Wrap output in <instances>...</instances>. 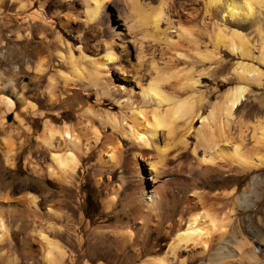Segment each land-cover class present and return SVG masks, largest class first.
Wrapping results in <instances>:
<instances>
[{
  "label": "rangeland",
  "instance_id": "374dc122",
  "mask_svg": "<svg viewBox=\"0 0 264 264\" xmlns=\"http://www.w3.org/2000/svg\"><path fill=\"white\" fill-rule=\"evenodd\" d=\"M158 1L144 0V3L154 8ZM82 2L0 0V96L13 101L8 112L4 111L3 105L0 106V203L19 211L3 215L10 241L3 248H6V256L16 259L13 264H46L48 247L38 236V231H42L47 240H57L67 250L62 264H142L150 258L165 255L170 264H180L192 253L183 251L179 256H171L168 250L177 235L187 230L194 210L185 209L184 201L193 190L211 196L220 195V206L211 208L205 204L203 209L213 215L216 213L218 217H228L226 231L229 233L235 228L236 240L241 241L246 234L244 230L249 227L256 229L261 239L263 236V241L264 216L253 212L264 200V183L254 186L251 198L248 193H243L252 178L264 180V171L261 175L257 170H248L226 156L225 170L215 173L198 169L190 189L180 181L170 180L169 174L178 172V163L186 170L196 143L194 130L199 128L201 118L208 114L212 105L221 103L231 89L245 88L241 103L233 111L235 126L231 125V128L234 140H237L238 129L243 130V121L256 120L255 116H249L248 110L253 107L254 112H260L264 117V6L253 5V14L249 17L239 14L231 17L226 12L225 2L205 8V0H173L171 24L160 20L152 37L146 36L141 47L136 42L131 43L126 55L115 47L116 64H122L132 75L138 71L143 76V84L155 75L156 68L166 78L162 86L168 92L178 91L173 93L174 96L191 98L195 105L200 106L201 116L193 122L185 149L181 144L174 146L185 153L177 160L169 159L170 168L166 170L168 182L163 190L169 208L163 210L164 216L158 222L146 220L144 226L134 218L126 202L129 195L142 187V183L149 184L147 168H144L147 163L139 158L143 179L135 178L130 165V153L135 150L131 140L120 129H113L104 120L95 119L94 126L99 131L95 144L91 130L85 127L89 125L88 115L82 114L86 108L99 117L109 112L118 121L125 118L127 127L131 125L138 130L143 127L137 124L139 120H132L130 109L122 107L113 96H108L103 76H96L91 61L102 58L79 56L81 51L90 55L108 40V20L110 17L114 20L122 18L124 5L120 0H108L106 11L87 22ZM128 19L131 21V17ZM142 28L146 30V26ZM149 28L147 30L152 31ZM141 29H136L132 23L131 35L138 37ZM25 33L27 35L23 37ZM217 35H220L219 41ZM236 35L242 37L249 56L241 57L239 52L228 47L231 43L239 45ZM69 50L76 58L70 60ZM239 63L260 70V86L240 79L236 69ZM38 65H41V73L37 70ZM110 72L121 76L114 68ZM193 78L199 79L194 88L188 86ZM168 84L175 89L168 88ZM160 106L153 102L143 108L147 112ZM178 122L175 143L185 132L182 121ZM45 123L58 127L77 125L76 128L82 129L80 136L87 148L79 152V166L69 184L55 180L48 172L50 155L39 147ZM250 129L249 125L245 145L241 144L242 151L243 148L251 151L254 146L249 137ZM166 143L165 131L160 130L155 144L163 147ZM2 196L4 199L7 196L6 200ZM32 196L37 198L33 206L28 204ZM108 199L112 200L111 204H107ZM236 202L241 203H237L241 205L239 208ZM57 203L62 212L61 220H54L50 212ZM55 221L60 227L58 232L51 229ZM169 224L173 229L166 233ZM206 225L204 221L194 227L201 240L207 237ZM117 230L122 234L116 233ZM216 234L213 231V237L216 238ZM214 241L221 244L220 239ZM250 243L242 246L256 253V244ZM208 257L205 254L185 264H209ZM261 257V254H254V264H264Z\"/></svg>",
  "mask_w": 264,
  "mask_h": 264
},
{
  "label": "bare ground",
  "instance_id": "6f19581e",
  "mask_svg": "<svg viewBox=\"0 0 264 264\" xmlns=\"http://www.w3.org/2000/svg\"><path fill=\"white\" fill-rule=\"evenodd\" d=\"M107 1L108 0H83L82 3L85 9L84 13L86 15L87 22L90 20L93 21L99 14L101 15L106 11ZM120 1L124 5L125 12L122 18L117 17L116 20L112 19L111 17L109 18L108 32L110 35L108 40L101 47L97 48L95 51H92L90 55L82 52L79 49V51H81L79 56H81V58H99L98 56L102 58L100 60L91 61L96 76H103V85L105 86L104 89L106 90L108 96H113L116 102L121 104L122 107L130 109L131 115L133 117L132 120H139L137 124H142L143 127L141 130L136 129L131 125L127 127L126 125H128V123H124V121H126L125 118L118 121L115 116L109 114V112H106L104 117H99L97 114L86 108L84 111H82V114L84 113L88 115L87 123H89V125L87 126L89 127L85 126L87 123L84 126L91 130L90 134L93 135V141L95 144L99 138V131L95 128L93 122L95 119L104 120L106 123L110 124L113 129H120L121 132L131 140L130 143L135 148V150L130 153V165L132 168V174L135 176V178L143 179V172L141 171L142 163L139 161V158L144 159L147 163L145 164L147 167L144 168H147L149 184L142 183V187L138 191H134L132 194L130 193L131 195H129V199L127 198L128 200L126 202V205L132 215H134V218L138 219L140 222H142V225H144L146 220L158 222L162 216H164L163 214L165 212L163 213V210L166 211L167 208H169V205L163 196V190L165 189V186L168 182V179H166L168 177L166 170L170 168L169 159L177 160L176 158H178L179 155H183L185 153L179 152L180 150L175 148L177 146L176 144H181L183 149H185L187 143L186 139L190 135L193 122L195 118L201 116V113L199 109L200 106L197 104L195 105L191 98L182 99L177 95L174 96L173 93L178 92L175 90L172 93L168 92L167 88L162 86V82L165 81L166 78H163L162 72H159L156 68L154 69L155 75L148 83L143 84V76H141L137 70H135L137 71L136 74L132 75L131 72H129L131 74L128 73V70H126L127 68L122 66V64H116L118 56L114 50L115 47L118 48L121 54L126 55L131 43L136 42L138 46L141 47L146 36L150 38L152 37L154 32H156L159 28L158 25L160 20L163 19V21L169 24L173 22L170 13L174 7L173 0H159L158 5L154 8L147 7L148 4H145L144 0ZM224 2L226 12L231 17L238 14L249 17L253 14V5H258L261 8L264 6V0H205V8H209L210 6L216 4L222 5ZM144 4L146 6L145 8ZM128 16L131 17V21H129ZM129 22L131 24H129ZM132 23L135 24L136 29L137 27L141 29V26H146V30H143L142 28L140 30L141 32L139 31L140 35H138V37L134 36V34H132V36L131 32H133V30L130 31V29H132ZM147 26L150 27L151 29H149L152 31H148ZM26 35L27 33L23 34L22 36L26 37ZM219 37L220 35H217V41H219ZM236 38L239 41V45L236 46L230 42L231 44H228V47L233 52H239L241 57L248 55L249 53L247 51V47L243 44L242 37L240 35H236ZM68 55L70 60L71 58H76L71 50H69ZM139 57V59H141V55ZM113 68L118 70L121 76H115L116 73L113 75L110 72V70ZM236 69L239 70L237 71L238 76H240V79L245 81V83H254L258 86L261 85L262 76L258 68L253 66L245 67V65L239 63ZM37 70L40 73L42 72L41 65L37 66ZM198 82V78H193L191 79L188 86L194 88ZM168 85V88L175 89V86L173 88L172 84ZM244 92L245 88L243 86H238L235 87V89H231L225 94L221 103H214L208 114L201 118L199 128L194 130L196 143L192 151V161L188 163L186 170H184L181 163L177 162L179 168L178 172L176 173L174 171L173 173L175 174H169L171 175L169 178L170 180L178 182L180 181L182 185H185L188 188L192 187V184L195 181L194 174L196 171H198V169L212 171L215 173L225 170L227 165L224 158L226 156H229L232 162L242 165L243 168L248 170H257L261 175L263 174L264 117H262L260 112H254L253 107L252 109L248 110L249 116H255L256 120H254V122L243 121V130L238 129V132L236 131L237 140L233 139V135H235L232 132L233 127L231 128V125L235 124V120L233 119V111L241 103ZM153 102L156 104V106H160V104L164 105L163 107L160 106V109L158 107H153L145 112V107L143 108V106H147ZM1 105L4 106V111L8 112L13 106V101L7 96L1 95L0 106ZM146 113L149 114L148 117ZM180 120L182 121L185 132L180 136V138L178 137V143H175L174 136L176 131H179L177 122ZM78 125H80V123ZM249 125L251 127V134L249 137L253 141L254 146H252L251 151H246L244 148L242 151L241 144L245 145ZM76 126L65 124L61 127H58L54 124L45 123L41 136L39 137V147H41L45 153L50 155L51 165H49V167L47 166L50 176L57 181L63 182L64 184L70 183L69 179L73 176L75 170L79 166V152L83 150V148H87L86 144L82 143L80 136L82 129L76 128ZM160 130L165 131L166 137L168 139V143L165 145L163 144V147H158V145L155 144L157 134ZM82 135L84 136L86 134L83 133ZM170 147L174 150L171 151ZM170 171L173 170L170 169ZM263 183L264 180L259 179V177H255L254 179L252 178L249 184H247V188L244 189L243 195L248 193L249 197L251 198L250 195H252L253 191H255L253 190L254 186L259 184L263 185ZM150 184L152 185L150 186ZM155 184H158L159 186L155 187ZM189 196L190 197L184 201L186 205L185 209H192L194 212L191 217H189L186 232L179 233L169 246L168 250L171 256H179V253L183 251L192 253H189L190 255H188V258L186 259L187 261L184 260V258L180 264H185L189 261L193 262L197 259V257L204 256L205 254L209 256V264H254L256 263L254 258V254L256 253L259 255L261 254L262 259L264 258V240L262 241L263 236L261 239L260 235L255 232L256 229L253 230L252 228L246 226L247 229L244 230L246 233L244 238L242 240L240 239L241 241H239L238 238V240H236V235L234 233L236 230H234V227V229H232L230 226V229L233 231L229 230V233L226 231L228 217H218L216 216V213L213 215L210 213V211L203 209L205 204L211 208L220 206V204H222L220 202L221 199L219 200L218 198L220 195L211 196L209 194L203 193L202 191L193 190ZM6 198L7 196L5 199H3L6 200ZM36 199L37 198L33 196L29 197L28 204H32L33 206L36 203ZM1 200L2 199H0V201ZM111 202V199L107 200V204H111ZM237 203L239 202H236V204ZM239 204L236 205L237 208L241 206ZM213 209L215 210V208ZM15 211L17 212V210L6 207L0 203V262H4L5 264H13L15 262L14 260L16 259L14 257H7L6 253L4 252L6 248L3 250L4 246L10 243L8 227L5 224L3 215L5 212L12 213ZM50 212L52 213L51 215L53 216L54 220H61L62 212L58 203L57 206L55 205V207L50 209ZM253 213L257 216H264V200L257 204ZM181 219L179 220V223L181 222ZM204 221L208 227V229L205 231L207 237L201 240L200 234L194 230V227L198 223H202ZM58 226L59 225L55 221L51 224V229H53L54 232H58V230L60 231V227ZM172 229V224H169L166 227L165 232L170 233ZM213 231L217 232L216 238L213 237ZM41 232L38 231V236L45 240L47 245L46 247H48L47 253L45 254L46 264H62L63 260L67 257V250L64 249L59 241L47 240L46 235ZM116 233L122 234L119 230H117ZM215 239H220L221 244L218 243L219 245H217V242L215 243L214 241ZM250 242L256 244V253H253L255 251H247L243 247ZM256 256L257 255H255V257ZM167 260L168 257L165 255L163 257L150 258L144 261L142 264H170L167 262Z\"/></svg>",
  "mask_w": 264,
  "mask_h": 264
}]
</instances>
